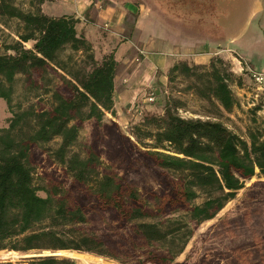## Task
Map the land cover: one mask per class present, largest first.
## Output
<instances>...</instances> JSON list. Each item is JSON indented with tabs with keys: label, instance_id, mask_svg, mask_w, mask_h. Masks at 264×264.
<instances>
[{
	"label": "trees",
	"instance_id": "1",
	"mask_svg": "<svg viewBox=\"0 0 264 264\" xmlns=\"http://www.w3.org/2000/svg\"><path fill=\"white\" fill-rule=\"evenodd\" d=\"M45 1L54 0H39L37 8L24 12L9 0H0V15L16 18L23 25L19 41L6 46L12 53H0V98L9 104L12 84L21 74L30 87L40 83L49 86L52 100L50 108L31 113L28 130L22 114L13 115L8 127L0 129V250H74L116 258L111 245L86 225L88 215L81 203L71 200L61 187L34 185L31 148L39 146L73 181L85 185L100 211L114 212L131 225L142 248L138 263L173 264L194 229L234 199L256 169L264 178V139L251 134L247 143L219 118H183L166 103L162 114L147 110L139 114L130 130L131 140L116 122L109 125L104 120L106 113L115 116L117 62L113 55L95 60L90 42L77 34V20L43 14L40 4ZM30 40L32 48H25L23 42ZM65 50L69 53L61 58ZM223 62L216 56L207 67H201L181 60L168 72L171 77L174 72L193 76L196 69H202V86H195L197 92L231 112L237 102L229 86L230 73L217 66ZM52 74L59 82L50 87ZM86 121L97 128L112 126V134L144 149L136 147L170 177V198L145 199L140 189L114 172L91 144L82 153L74 151ZM118 135L117 140H121ZM52 141H58L55 147L48 145ZM39 190L45 196L37 194ZM199 195L204 196L203 201L193 203ZM179 209L187 212L188 220L170 216ZM250 215L241 212L220 221L214 237L225 238L227 243H212L197 264H264V232L252 230L246 238L233 234L238 226L250 224ZM27 259L25 264H73L54 255Z\"/></svg>",
	"mask_w": 264,
	"mask_h": 264
},
{
	"label": "rangeland",
	"instance_id": "2",
	"mask_svg": "<svg viewBox=\"0 0 264 264\" xmlns=\"http://www.w3.org/2000/svg\"><path fill=\"white\" fill-rule=\"evenodd\" d=\"M9 1L24 12L33 11L39 6V0ZM136 1L143 3L152 11L157 9L160 13L166 14V17L170 20L177 21L174 15L182 16L184 25H187L194 31L202 30V18L204 20L203 25L207 26L208 21H212L213 19L212 15L216 13L213 7V0ZM219 2L221 5L224 4L223 0ZM238 2L239 0H230L228 2L233 9L231 17L232 19H241L243 22L245 20L247 21L249 16L248 4H243L238 9ZM46 3L47 12L51 11L53 14L67 12L65 5H62V8L58 9L54 7L55 3ZM201 16L203 17L201 18ZM21 32H23V25L19 20L6 15H0V53L11 54L12 52L10 50H6V46L14 41H19L18 36ZM32 45V40L23 42L25 48L30 49ZM68 53L69 50H65L61 53L60 57L65 58ZM198 65L207 67L209 64ZM217 66L231 75L229 86L237 102V106L231 112L223 111L217 107L215 102L206 99L197 92L195 86H202V69H196V74L193 76H185L180 72H174L171 77L167 71L165 78L159 81V86L156 88L154 102H142L140 108L143 111H157L159 114H162L163 106L169 103L183 118H219L227 128L239 135L247 143L249 142V136L251 134L264 139L263 96L258 92L259 97L256 100L254 97L256 91L247 75H238L232 70L229 63L223 62L221 66ZM58 72L61 73L60 70ZM169 76L171 77L170 79ZM51 80L49 83L50 87L59 82V78L54 74L51 75ZM30 86L26 83L25 77L19 74L15 77L12 84L9 104L0 98V129L8 127L13 115L22 114L25 120L23 123L24 127L28 130L31 113L36 110L50 108L52 100L50 93L47 92L49 86H43L42 83H40L39 87ZM59 86L61 87L62 84H59ZM129 110L131 109L129 108ZM127 114L125 112L123 114L124 117L122 115V119H119L116 115L113 117L109 113H106L104 120L108 123L110 121L116 122L120 132L126 136H130L132 138L131 140H134L130 135V130L138 122L139 117L136 118L134 114L131 116ZM117 135L112 134V126H109V128H97L92 121H86L81 127L78 140L73 146V150L82 153L84 148L91 144L98 150L102 160L107 165H110L114 172L124 176L140 189L145 199L154 201L157 198H170L173 186L170 177L163 174L152 163L146 160L143 152L137 149L142 148L137 146L136 148L119 135L118 137L121 140H117ZM57 142L52 141L48 145L55 147ZM119 147L122 150L117 152L116 149ZM31 161L33 165L32 174L34 185L38 188L61 187L67 192L66 194L71 200L81 203L85 207L88 215V223L86 225L89 229L98 233L109 246L111 245L110 247L116 258L80 252L86 263H79L75 257L64 253H56L58 250L20 252L4 249L0 250V264H25L29 257L48 256L52 254L59 258H68L73 261V264H141L137 262V254L142 252L140 241L129 223L124 222L114 212L100 211L96 207L93 199L86 193L85 185L73 181L61 166L54 163L48 157L42 147L33 146L31 148ZM37 194L45 196L43 190H39ZM203 199L204 196L199 195L193 203L200 204ZM241 212L251 214L250 224L245 227L238 226L233 231V234L246 238V234L252 230L264 232V178L258 174L257 169L252 178L245 180L244 187L237 192L234 199L228 201L214 218L202 222L194 229L193 236L189 239L184 250L176 256L173 264H197L199 260H202L206 249L210 248L212 243L226 244L227 241L225 238L217 239V235L214 237L216 225L220 221L224 219L226 221ZM170 216L180 220H188L187 212L182 209H179L178 212ZM153 220L156 219H147L146 221ZM212 239L217 242L210 241ZM128 241L130 242L129 246H127ZM131 245H133L134 249L131 248ZM11 251L15 252V255L3 257V253ZM146 264L152 263L147 262ZM219 264H223V261H220Z\"/></svg>",
	"mask_w": 264,
	"mask_h": 264
},
{
	"label": "crops",
	"instance_id": "3",
	"mask_svg": "<svg viewBox=\"0 0 264 264\" xmlns=\"http://www.w3.org/2000/svg\"><path fill=\"white\" fill-rule=\"evenodd\" d=\"M46 2L58 9L65 5L67 12H47ZM243 4H248L247 21L232 19L233 9L224 1L207 26L201 19L198 31L184 25L182 16L170 20L136 0H54L43 2L40 9L50 17H74L77 34L90 42L95 60L113 55L114 110L122 119L125 112L139 117L133 105L145 102L178 61L206 65L217 56L238 75L245 76L249 68L264 71V0H239L238 9Z\"/></svg>",
	"mask_w": 264,
	"mask_h": 264
},
{
	"label": "built area",
	"instance_id": "4",
	"mask_svg": "<svg viewBox=\"0 0 264 264\" xmlns=\"http://www.w3.org/2000/svg\"><path fill=\"white\" fill-rule=\"evenodd\" d=\"M247 77L249 81L251 82V85L254 87L256 93L254 94V97H259L258 92L263 96V102H264V71L262 70H256V69H247ZM155 92L151 90L146 95V101L148 103H152L155 100L154 96ZM132 109L137 113L140 114L143 110L140 108V103H135L132 107Z\"/></svg>",
	"mask_w": 264,
	"mask_h": 264
},
{
	"label": "bare ground",
	"instance_id": "5",
	"mask_svg": "<svg viewBox=\"0 0 264 264\" xmlns=\"http://www.w3.org/2000/svg\"><path fill=\"white\" fill-rule=\"evenodd\" d=\"M56 253L58 254H61V253H64V254H67L71 257H75L77 259V261L80 263H86V261L84 260L83 256L81 255L80 252L78 251H74V250H58ZM12 255H15V252L11 251V252H8V253H3V257H7V256H12Z\"/></svg>",
	"mask_w": 264,
	"mask_h": 264
},
{
	"label": "flooded vegetation",
	"instance_id": "6",
	"mask_svg": "<svg viewBox=\"0 0 264 264\" xmlns=\"http://www.w3.org/2000/svg\"><path fill=\"white\" fill-rule=\"evenodd\" d=\"M219 1H221V0H213V7H214V10H215V14L214 15H212V18H214L215 16H217L218 14H219V11H220V9H219V7L221 6V4H220V2ZM223 1H226V3H228L230 0H223ZM193 10V9H192ZM213 10V11H214ZM209 16V15H208ZM203 16H201V18H202ZM200 18V19H201ZM203 19V18H202Z\"/></svg>",
	"mask_w": 264,
	"mask_h": 264
},
{
	"label": "water",
	"instance_id": "7",
	"mask_svg": "<svg viewBox=\"0 0 264 264\" xmlns=\"http://www.w3.org/2000/svg\"><path fill=\"white\" fill-rule=\"evenodd\" d=\"M52 255H54V254H52ZM55 256V255H54Z\"/></svg>",
	"mask_w": 264,
	"mask_h": 264
}]
</instances>
